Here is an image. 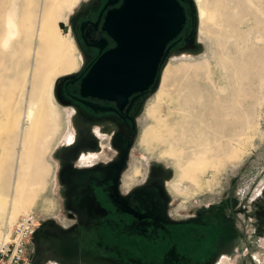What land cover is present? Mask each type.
Masks as SVG:
<instances>
[{
    "label": "rangeland",
    "instance_id": "374dc122",
    "mask_svg": "<svg viewBox=\"0 0 264 264\" xmlns=\"http://www.w3.org/2000/svg\"><path fill=\"white\" fill-rule=\"evenodd\" d=\"M82 2L0 0V241L12 236L14 223L24 216L35 226L50 218L67 222L57 166L60 149L70 140L71 118L53 88L80 64L69 22ZM201 3L206 13L198 34L196 17L195 33L200 49L173 51L163 63L168 69L161 97L149 94L136 116L123 190L144 181L151 168L162 171L175 217L216 204L224 195L241 200L247 211L237 217L245 230L242 245L215 262L264 264V0ZM197 93L203 107L214 105L216 111V134L213 130L210 137L204 128L188 132L184 126L196 122ZM149 108L165 128L152 126ZM162 137L164 142L155 143ZM167 147L178 153L162 154ZM191 151H202L201 161L182 168ZM257 219L261 233L254 235ZM34 238L26 247L29 264H69Z\"/></svg>",
    "mask_w": 264,
    "mask_h": 264
},
{
    "label": "flooded vegetation",
    "instance_id": "af4514ba",
    "mask_svg": "<svg viewBox=\"0 0 264 264\" xmlns=\"http://www.w3.org/2000/svg\"><path fill=\"white\" fill-rule=\"evenodd\" d=\"M176 1L184 22L166 44H172L169 54L190 43V8L186 0ZM122 4L123 0H83L70 18L80 64L54 84V98L69 107L71 118L70 140L60 149L57 166L67 222H39L32 237L45 243L57 261L69 264H219V256L242 245L245 230L237 217L247 211L241 200L224 195L216 204L175 217L162 171L151 168L144 181L123 190L136 116L152 93L150 86L126 96L82 94L84 76L116 46L114 13ZM124 149L127 159L118 171ZM254 225L253 234L261 233L258 219Z\"/></svg>",
    "mask_w": 264,
    "mask_h": 264
},
{
    "label": "water",
    "instance_id": "95a60500",
    "mask_svg": "<svg viewBox=\"0 0 264 264\" xmlns=\"http://www.w3.org/2000/svg\"><path fill=\"white\" fill-rule=\"evenodd\" d=\"M190 8V49H200L195 42L196 10L193 0H186ZM113 26L116 46L101 56L81 81L82 94L126 96L143 92L150 86L156 90L160 71L170 45L181 29L184 14L176 0H123L114 13ZM187 47L173 49L181 51ZM54 95V88H53ZM127 159V149L119 155L120 171ZM122 199V197H121Z\"/></svg>",
    "mask_w": 264,
    "mask_h": 264
},
{
    "label": "bare ground",
    "instance_id": "6f19581e",
    "mask_svg": "<svg viewBox=\"0 0 264 264\" xmlns=\"http://www.w3.org/2000/svg\"><path fill=\"white\" fill-rule=\"evenodd\" d=\"M201 1L202 0H193V2H194V5H195V10H196V17H197V34H198V26H199V20H200V15H205V13H206V9H205V7H203L202 6V3H201ZM204 1V0H203ZM206 2V1H205ZM205 2H203V3H205ZM205 5H206V3H205ZM207 6V5H206ZM198 10V11H197ZM9 26V25H8ZM12 33V32H11ZM199 46H200V44H199ZM167 69H168V65H167V63L163 66V68H162V71H161V74H160V81H159V84H158V86H157V88H156V90H155V93H156V95L158 96V97H161V92H159L160 90H162V88L164 87V83H165V81H166V74H167ZM154 92V91H153ZM200 92V91H199ZM239 92V91H238ZM196 95V97H195V99L194 100H197V103H196V108H197V113H195L194 114V119L196 120V122H194L195 124L193 125V124H190V126H189V124H186V125H184L185 127H187L188 129H187V131L188 132H190V131H199V129L201 128V129H203V131H201V132H204V131H209L210 133L209 134H206L207 135V137H210L209 135L210 134H212L211 133V131L213 132V130H214V133H215V129H214V127H216V123H215V121H214V118H215V116H216V111H215V108H214V105H213V108H212V106L210 105V108H207V107H203L204 106V104L202 105L201 104V101H200V97L202 96L200 93H197V94H195ZM201 95V96H200ZM200 96V97H199ZM204 103V102H203ZM226 104V103H225ZM206 105V104H205ZM207 106H208V104H207ZM223 107V106H222ZM227 108H228V106H227ZM51 109V108H50ZM51 110H53L54 111V109H51ZM225 110H226V108H225ZM53 111L52 112H50L49 114H52L53 113ZM156 114V109L154 108V109H152V108H149L148 109V113H147V115L151 118V119H153L154 120V125H152V126H154V128L156 127V126H160L161 128H165V122L163 121V119H161L160 118V116L159 115H155ZM54 117H55V115H53ZM40 117L41 116H39L38 118H37V120L38 119H40ZM52 119H53V117H52ZM182 124H185V123H182ZM33 125H35V122L33 123ZM183 126V125H182ZM206 127L209 129V130H207L206 129ZM148 133V130H144L142 133H141V135H140V138H139V141H140V143L141 144H143V142H144V139L146 138V134ZM204 133H206V132H204ZM216 134V133H215ZM206 137V139H209V138H207ZM214 137H215V135H214ZM213 137V138H214ZM212 138V139H213ZM227 139V138H226ZM164 142L165 141V139L162 137V138H160V140H156L155 141V143H161V142ZM199 144H197V145H195V146H198ZM167 150V152H170V153H174V154H177L178 152H176L173 148H171V147H167V148H165L163 151H162V154H163V152L164 151H166ZM204 150V149H203ZM212 150V149H211ZM210 150V151H211ZM180 152V151H179ZM204 153L202 152V151H191V153H189L188 154V156H186L183 160H182V163H181V167L182 168H184V167H187L188 165H190V164H192V163H194V162H197V160L199 161V159L201 158V156H199V155H203ZM203 160V159H202ZM200 161H201V159H200ZM199 161V162H200ZM133 169H134V167H133ZM134 172H138V169H134ZM126 177V176H125ZM126 181V180H125ZM125 181H123V185H125L124 184V182ZM128 186V185H127ZM123 188H124V186H123ZM5 240V239H4Z\"/></svg>",
    "mask_w": 264,
    "mask_h": 264
},
{
    "label": "built area",
    "instance_id": "2783aa9c",
    "mask_svg": "<svg viewBox=\"0 0 264 264\" xmlns=\"http://www.w3.org/2000/svg\"><path fill=\"white\" fill-rule=\"evenodd\" d=\"M34 228V220L29 216L14 223L12 236L7 241H0V264H29L26 247Z\"/></svg>",
    "mask_w": 264,
    "mask_h": 264
}]
</instances>
